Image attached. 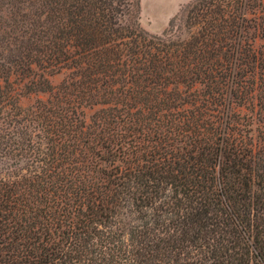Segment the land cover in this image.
Segmentation results:
<instances>
[{
	"label": "trees",
	"instance_id": "trees-1",
	"mask_svg": "<svg viewBox=\"0 0 264 264\" xmlns=\"http://www.w3.org/2000/svg\"><path fill=\"white\" fill-rule=\"evenodd\" d=\"M0 264H264L263 0H0Z\"/></svg>",
	"mask_w": 264,
	"mask_h": 264
},
{
	"label": "rangeland",
	"instance_id": "rangeland-1",
	"mask_svg": "<svg viewBox=\"0 0 264 264\" xmlns=\"http://www.w3.org/2000/svg\"><path fill=\"white\" fill-rule=\"evenodd\" d=\"M179 0H141V24L148 32L161 35L169 26V22L187 6L193 0H182L179 8L175 14L167 21L164 20L167 15L171 14L173 7ZM264 3V0H263ZM62 80V76H57L52 79L53 84H59ZM44 98V96H42ZM33 99L23 100V105L28 106Z\"/></svg>",
	"mask_w": 264,
	"mask_h": 264
},
{
	"label": "crops",
	"instance_id": "crops-1",
	"mask_svg": "<svg viewBox=\"0 0 264 264\" xmlns=\"http://www.w3.org/2000/svg\"><path fill=\"white\" fill-rule=\"evenodd\" d=\"M181 2H182V0H179L177 2V4H175V6L173 7L174 10H172L171 14L167 15V17L164 20L167 21L169 18H171L175 14V12L177 11V8H179Z\"/></svg>",
	"mask_w": 264,
	"mask_h": 264
}]
</instances>
